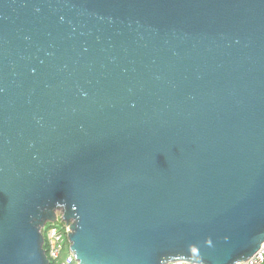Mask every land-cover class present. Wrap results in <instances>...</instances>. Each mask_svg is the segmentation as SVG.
<instances>
[{
  "label": "water",
  "instance_id": "1",
  "mask_svg": "<svg viewBox=\"0 0 264 264\" xmlns=\"http://www.w3.org/2000/svg\"><path fill=\"white\" fill-rule=\"evenodd\" d=\"M61 199L102 264L252 256L264 0H0V264H25L30 217Z\"/></svg>",
  "mask_w": 264,
  "mask_h": 264
},
{
  "label": "clouds",
  "instance_id": "2",
  "mask_svg": "<svg viewBox=\"0 0 264 264\" xmlns=\"http://www.w3.org/2000/svg\"><path fill=\"white\" fill-rule=\"evenodd\" d=\"M70 201L67 199L53 200L51 208L41 209L46 213V216L42 218L39 215L30 217V223L34 226L36 233L40 237L38 248L34 247L26 250L25 252V264H52V259L48 249V237L47 227L49 221L56 219H62L67 223V233L70 236V241L60 240V244L57 246L56 256L58 264H102L101 261H93L86 257L79 245L78 241L72 239L76 236L81 229V217L79 215H66V209L69 207ZM71 209L73 213L77 210V205L71 203ZM225 240L228 237H224ZM55 244V241H51ZM204 245L213 247L212 239L206 238ZM38 253H42L40 256ZM181 258V264H205V261L200 253V246L198 244H188L187 252L179 254ZM158 264H177L176 260H161ZM230 264H264V240L261 241L259 249L254 253L252 257L247 260H231Z\"/></svg>",
  "mask_w": 264,
  "mask_h": 264
},
{
  "label": "built area",
  "instance_id": "3",
  "mask_svg": "<svg viewBox=\"0 0 264 264\" xmlns=\"http://www.w3.org/2000/svg\"><path fill=\"white\" fill-rule=\"evenodd\" d=\"M59 223L63 225L62 228L60 229L55 227V225H58ZM48 224H51L52 226L51 228L47 230L48 249L50 252L51 259H52V264H58L57 256L55 253L57 251V246L60 244V240L63 239L64 241H67V234H68L67 226L63 221H61V219H56L54 223H48ZM51 241H55L56 243L53 244L51 243ZM177 264H181V261H177Z\"/></svg>",
  "mask_w": 264,
  "mask_h": 264
},
{
  "label": "trees",
  "instance_id": "4",
  "mask_svg": "<svg viewBox=\"0 0 264 264\" xmlns=\"http://www.w3.org/2000/svg\"><path fill=\"white\" fill-rule=\"evenodd\" d=\"M62 226H63V225L60 224V223H59L58 225H55V227H57V228H59V229L62 228ZM51 227H52L51 224H48L47 230H48L49 228H51Z\"/></svg>",
  "mask_w": 264,
  "mask_h": 264
}]
</instances>
